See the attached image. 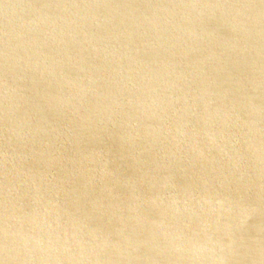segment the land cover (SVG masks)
Wrapping results in <instances>:
<instances>
[{"label":"water","instance_id":"95a60500","mask_svg":"<svg viewBox=\"0 0 264 264\" xmlns=\"http://www.w3.org/2000/svg\"><path fill=\"white\" fill-rule=\"evenodd\" d=\"M208 3L0 0V264H264V0Z\"/></svg>","mask_w":264,"mask_h":264},{"label":"bare ground","instance_id":"6f19581e","mask_svg":"<svg viewBox=\"0 0 264 264\" xmlns=\"http://www.w3.org/2000/svg\"><path fill=\"white\" fill-rule=\"evenodd\" d=\"M211 1L212 0H210V3H208L207 5V7H206V9L207 8H209L210 6L212 7V4H211ZM205 8H204V10H206ZM264 11V10H263ZM193 11H189V12H186V14H183L184 16L185 15H189V13H192ZM208 14H212V15H215V12H209ZM220 14H225V16L224 17H222L220 20H217V22H215V21H212L211 23H210V25L209 24H207V23H203L205 20H206V22H209L208 20H207V18L206 17H204V16H202V15H197V19H196V21L194 22L193 21V19H192V16H185V17H183V19H184V21H183V23L179 26L180 28H185L186 29V27H188L189 26V29H190V33L188 34V36H184L181 32H179L178 31V29H177V31L175 30V32H176V35H178V37H179V35H181V37H183V39H185V40H193V41H190L189 42V44H191V45H193L194 44V41H198V42H195V45L197 44V43H202V42H200V41H205V46H206V48H207V40L203 37L204 35H207V33H206V31L207 32H214V34L213 35H215V36H217V39L216 40H218L220 37H226V36H228L229 34H230V31H231V28H226L227 27V24L226 23H229V22H231L230 20H228L227 19V16H230L231 18H232V16H240L239 14H236V12L235 13H233V12H231V9H230V11H222V12H220ZM160 16L159 17H161V18H164V19H170L171 17H172V19H175V16H172V14H171V12H167V14H166V12L164 11V12H160V14H159ZM168 18H167V17ZM241 16H242V14H241ZM158 17V18H159ZM178 18V16L176 17V19ZM211 18H213V17H209L208 19H211ZM165 22L163 23V24H165V25H162V26H160V27H162V28H164V27H166L167 25H168V21H166V20H164ZM189 22H192V23H189ZM167 23V24H166ZM129 24L130 25H133L134 27H135V29L137 30V31H140V30H142V29H144L143 27H141V25L140 24H138V23H131V22H129ZM222 24V25H221ZM209 26H211V29L209 28ZM229 26V25H228ZM209 28V29H208ZM184 30V29H183ZM187 30V29H186ZM194 31H196L197 33H199L203 38H201V37H198V36H196V35H192V33L194 32ZM184 34H185V30H184ZM203 34V35H202ZM210 45L211 44H213L214 46H215V43H216V41H214V40H210ZM160 47V46H159ZM162 47V46H161ZM165 48H166V46H164ZM163 48V47H162ZM164 48V49H165ZM169 49V48H168ZM214 49H209V50H207V52H206V54L208 55L211 51H213ZM170 51V53L172 54H175V55H179V53H181L179 50H169ZM173 51H175V52H173Z\"/></svg>","mask_w":264,"mask_h":264}]
</instances>
